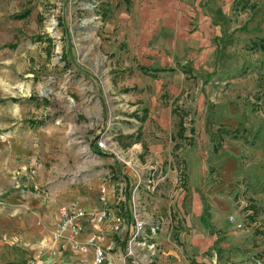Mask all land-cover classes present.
I'll use <instances>...</instances> for the list:
<instances>
[{"label":"rangeland","instance_id":"1","mask_svg":"<svg viewBox=\"0 0 264 264\" xmlns=\"http://www.w3.org/2000/svg\"><path fill=\"white\" fill-rule=\"evenodd\" d=\"M91 170L147 221L118 264H264V0H0V264L47 249L19 202Z\"/></svg>","mask_w":264,"mask_h":264},{"label":"crops","instance_id":"2","mask_svg":"<svg viewBox=\"0 0 264 264\" xmlns=\"http://www.w3.org/2000/svg\"><path fill=\"white\" fill-rule=\"evenodd\" d=\"M82 140L83 139H81V141ZM12 146H20L19 150L21 151L22 155H26L29 153L28 149H25V148L23 149L24 145H23V142H21V141L18 142L17 140H15V143H13ZM64 156L68 161H69V159L73 158V156L71 154H69L68 152H66ZM89 156L91 158L97 157L96 149H90V155ZM18 158L23 159V156L19 155ZM93 164L94 163H91L90 165L92 166ZM105 164H107V166L111 172V169L114 167V163L112 164L110 161H108ZM39 166H40L39 170H42L43 165L40 164ZM63 166L66 167L67 164H65ZM235 167H236L235 161H230L229 163L226 164V166L224 167V174H225L224 177L226 178V180H229L232 178V175H234V170L236 172ZM50 170H52V167L50 168ZM108 174H110V173H108ZM63 176L62 177L61 176L53 177L52 180L55 181V179H58L57 180L58 182L57 183L55 182L53 185V189H54L52 191L53 195H52L51 201L48 202V205H42L44 203H42L40 201H35V200L24 201L26 203L18 201L19 203H21L20 206H23V207L18 208V212H24L27 209L32 210V208L33 209L36 208V210L40 213V215L41 216L43 215L45 218L44 219L43 216L40 217L37 224L41 225L42 220L43 221L47 220L49 222H45V223L51 224V227L53 230V228H54V226L58 220V217H59V210L62 206H64L65 204H67L68 202H70L74 199H78L81 201L82 207L87 211H91L94 208H101L102 207V203L100 201L101 190L105 189L106 195L108 197V202H109L108 207H109L112 215L124 217L123 212L128 211L127 213L130 216V210H128L129 206H127L126 204H120L119 202L116 201V199H115L116 198L115 186H112V184H110V182L106 181L105 179L102 180L100 178V173L98 170H91V171L85 173L84 175L81 174L80 176L76 175L72 179L70 177L64 178ZM42 181H44L43 177H42ZM104 181H106V182H104ZM35 184L42 186L43 184H46V183H44V182L42 183V182L38 181ZM123 207H124V209H122ZM226 208H228V205L226 203H223V206L221 207V209L225 212L224 209H226ZM249 210H250L249 212H251L252 209H249ZM145 215H146V217L148 216L146 213H145ZM13 216L14 217H10V220H12V224H11L12 229L17 227L19 230H23V232H20V233L22 235H24L25 237H26V234L28 236L34 234V231H32V228L35 226V221H36V219L34 217H32L31 215H24V213H21L20 215H17V216L16 215H13ZM129 216H128V218L124 217L126 220V225L124 226V228L122 229V231L120 233H113L111 230V224H109V223L101 225V226L86 224L85 231H84V234L81 236V239L85 240L91 231H103L107 235V238L105 240L104 245L108 249V251H111L114 248H118L116 246L117 237H120L121 235H124V234L127 236L129 233L130 226H131V219ZM248 216H250V215H248ZM263 218H264V210H263ZM149 222H150V220H149ZM153 223L155 224V222H153ZM52 230L49 234V238L47 239V246H45L48 250H49V241H50V236H51ZM47 249H45V253H43V256L40 257L39 264H76L75 257L70 256L69 254L62 253L59 255V257L51 259L50 253ZM108 256H110V255H108ZM3 257L7 258L6 255H4ZM13 257H14V255H13ZM18 257L21 259L23 258V256H20V255ZM32 258L33 257L29 258L25 262V264H28ZM2 259H1V253H0V263H1ZM90 260H91V258H90ZM10 263L11 262H9L8 259L5 261V264H10ZM108 263L109 264H118L116 262V260L113 259V253H112L111 257H108L105 264H108Z\"/></svg>","mask_w":264,"mask_h":264},{"label":"built area","instance_id":"3","mask_svg":"<svg viewBox=\"0 0 264 264\" xmlns=\"http://www.w3.org/2000/svg\"><path fill=\"white\" fill-rule=\"evenodd\" d=\"M97 145V148L107 149L106 143L102 140ZM100 201L102 207L94 208L91 211L85 210L78 199H74L60 208L59 217L49 241L48 251L51 259L64 253L75 257L76 264L106 263L109 255V251L104 245L107 238L106 233L91 231L87 238L82 240L81 236L84 234L85 226L86 224L101 226L109 223L113 233H120L126 224V220L122 216L112 215L108 207L109 202L105 189L101 190ZM130 214L132 228L131 231L129 230L128 246L133 248L141 244L146 245L139 240L142 238L145 240V236H148L146 233L147 221L136 204ZM237 227L242 229L243 225L240 223ZM153 231L155 232L156 229ZM39 260L40 257L34 258L28 264H39Z\"/></svg>","mask_w":264,"mask_h":264},{"label":"trees","instance_id":"4","mask_svg":"<svg viewBox=\"0 0 264 264\" xmlns=\"http://www.w3.org/2000/svg\"><path fill=\"white\" fill-rule=\"evenodd\" d=\"M145 71H146V72H149L147 69H146ZM150 72H151V74H153V75H158V73L167 72V70H166V69H158V68H157V69H153V70H151ZM208 226H209L210 228H212L210 224H208Z\"/></svg>","mask_w":264,"mask_h":264}]
</instances>
